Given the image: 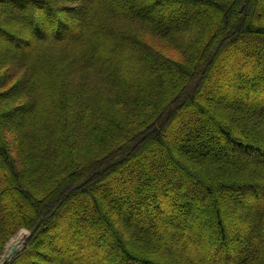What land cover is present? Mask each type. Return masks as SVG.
<instances>
[{"label":"trees","instance_id":"trees-1","mask_svg":"<svg viewBox=\"0 0 264 264\" xmlns=\"http://www.w3.org/2000/svg\"><path fill=\"white\" fill-rule=\"evenodd\" d=\"M0 6V257L30 230L7 264H264V0ZM227 189L253 214L237 241ZM212 202L208 237L191 218ZM169 208L182 226L156 228Z\"/></svg>","mask_w":264,"mask_h":264},{"label":"rangeland","instance_id":"rangeland-1","mask_svg":"<svg viewBox=\"0 0 264 264\" xmlns=\"http://www.w3.org/2000/svg\"><path fill=\"white\" fill-rule=\"evenodd\" d=\"M122 1H124L126 3L135 2V0H122ZM0 8H2V7L0 6ZM181 8H182V6H181ZM256 10L257 11H261L262 8H257ZM158 13L159 14H164L165 11L164 10H160ZM146 38L152 45H155L158 49H160L161 51L165 52L166 54H168L170 56L179 57V52L176 51V50L171 49V47L169 45H167L163 40L151 35L148 32L146 33ZM0 40H4V39L1 38ZM8 47L9 46L6 45V42H4V41L0 42V48L1 49H7ZM9 48H12V46H10ZM221 57L223 58V60H231L232 57H233V52H232L231 48L228 49L226 52H224ZM9 68L10 67L7 66L1 72L4 73L5 76H10V78H12V76H11L12 75L11 74L12 71L9 70ZM22 75H23V73H21V72L18 73L17 76H15L12 79V81L13 82L16 81V79L20 78ZM213 97H215L214 93L207 92V93L204 94V96H202V100L213 98ZM236 100H241L240 96H236ZM20 115L21 114H18L16 116H20ZM171 138H174V137L171 135ZM156 152H158L156 149L148 150L146 152L144 160L146 162H148L149 158L151 156H153L154 154H156ZM242 156L243 157H249L250 155H242ZM116 183L117 182H115V184ZM99 190H102V188H99ZM160 194L164 195V192H160ZM169 198H171V197H167V199H164V200L167 201ZM107 199H109V197H107ZM235 199H237V198H234V196L232 195L230 189H227V190L219 192L218 197H217L218 202L221 204V208H222V212H223V213L222 212L221 213L223 215V218L226 219L230 224L233 225V227H230L231 235L234 237V238H232V240L237 241V240H240L242 238V230H243L242 228L238 227L237 224L240 223V222L241 223H245L246 221L250 220L252 218L253 214L251 212H248L246 215L231 213L237 207L236 204H235L236 203ZM79 201L80 200H76V202L74 203V205L72 207L75 208L76 204L79 203ZM167 202H169V201H167ZM255 203L256 202H254L252 200L249 201V204H255ZM126 204L129 205V207H130L129 202H127ZM165 204H166V202H165ZM167 205H169L170 208H172L173 206H176V205L172 206L170 203H168ZM213 206H214L213 202H212L211 205H203L204 208H203V211L201 213L202 216L199 217V218L193 216L191 218V221H195L196 223L201 225L202 232L205 235H207L208 237H210L213 234L214 229H215V223H214L215 220L214 219H215L216 215L214 213V208L215 207L213 208ZM140 207L143 210L146 209V207H143V206H140ZM77 208H78V206H77ZM170 208H169V211H168L169 215L167 216V219L162 221V222H159L158 224H156L155 225L156 228H164L165 226H167L169 224H172V223H174L176 228H179L180 226H182L183 223H181V219L185 218L183 216L186 213L182 212V215H180V214L178 215V213H175L174 210H172ZM145 211H147V210H145ZM156 215H157V212L155 210H152L151 212L141 213V215L138 216V220L139 221L150 220L152 218H156ZM23 229H24V231L30 232L29 229L22 228L12 238L17 236V234ZM101 232H102V230L99 229L98 233H101ZM11 239L9 240V242L11 241ZM8 243H7V246L5 247L4 252L8 248ZM77 247H79V246H77ZM23 248H24V243L20 247L19 252L23 251ZM41 249L48 251V254L51 255L52 257H54L56 260L62 261V260H65L66 258H68V256H69L68 250L63 252L62 247H57L56 246V248H54V247L51 248L50 245H48V244H41ZM83 257H85L83 254H78L75 257V260L79 261Z\"/></svg>","mask_w":264,"mask_h":264},{"label":"water","instance_id":"water-1","mask_svg":"<svg viewBox=\"0 0 264 264\" xmlns=\"http://www.w3.org/2000/svg\"><path fill=\"white\" fill-rule=\"evenodd\" d=\"M21 231H24V229L21 230ZM24 232L26 233L25 238L22 241H20V242H15V243L12 242L10 247L8 246L7 250L3 253V255H2L1 259H0V264H7L18 253L20 247L23 245V243H25L26 239L30 235V232H27V231H24ZM13 239L14 238H12L11 241ZM9 243H8V245H9Z\"/></svg>","mask_w":264,"mask_h":264},{"label":"bare ground","instance_id":"bare-ground-1","mask_svg":"<svg viewBox=\"0 0 264 264\" xmlns=\"http://www.w3.org/2000/svg\"><path fill=\"white\" fill-rule=\"evenodd\" d=\"M21 232V231H20Z\"/></svg>","mask_w":264,"mask_h":264}]
</instances>
